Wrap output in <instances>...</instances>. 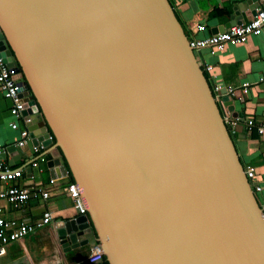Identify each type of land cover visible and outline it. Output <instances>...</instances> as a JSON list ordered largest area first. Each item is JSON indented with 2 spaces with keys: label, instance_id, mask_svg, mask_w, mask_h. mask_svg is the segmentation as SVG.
<instances>
[{
  "label": "water",
  "instance_id": "95a60500",
  "mask_svg": "<svg viewBox=\"0 0 264 264\" xmlns=\"http://www.w3.org/2000/svg\"><path fill=\"white\" fill-rule=\"evenodd\" d=\"M0 52L86 210L56 231L69 262L98 244L108 264H264L226 104L168 0H0Z\"/></svg>",
  "mask_w": 264,
  "mask_h": 264
},
{
  "label": "crops",
  "instance_id": "0c3cea01",
  "mask_svg": "<svg viewBox=\"0 0 264 264\" xmlns=\"http://www.w3.org/2000/svg\"><path fill=\"white\" fill-rule=\"evenodd\" d=\"M245 1L168 0L185 35L196 39L221 32L229 23L232 25L246 23L253 16L255 9L264 6V0H259L255 9L245 10L243 9ZM197 26H202L203 30L196 31ZM200 54L211 66L210 84L216 83L236 89L242 83H249L247 94H237L232 97L220 94L219 102L226 104L225 110L230 111H228L230 117L232 112L236 113L233 117L231 137L242 166L254 170L252 183L260 188L256 197L258 202L264 204V137L258 136L254 127L250 130L246 125L247 121H252L254 125L264 123V26L260 35L250 36L241 45L226 46L222 52L213 56L208 55L206 49L200 51ZM8 108L9 102L0 92V144L7 149L18 140V132L8 127V123L12 120ZM53 152L54 149H48V161L58 158V155ZM2 160L7 164L11 162L13 167L25 163L22 151L12 155L6 154ZM41 163L38 164V170L31 169L30 173L25 172L28 168L25 167L18 184L30 187L47 185L50 179L49 169ZM59 173L58 169H54V179L58 180V185L61 187L65 181L64 178L59 177ZM44 210L51 213L50 223L26 235L21 241L23 252L1 257L0 264H85L84 259L89 253L90 246L84 248V253L79 260L69 262L57 243L56 231H59L63 224L74 221L77 230L85 226L83 225L85 220L82 219L85 215H79L73 209L70 199L60 189H57L46 201L31 199L21 208H14L0 200V217L7 221H34L40 218ZM97 264H102V261Z\"/></svg>",
  "mask_w": 264,
  "mask_h": 264
},
{
  "label": "built area",
  "instance_id": "2783aa9c",
  "mask_svg": "<svg viewBox=\"0 0 264 264\" xmlns=\"http://www.w3.org/2000/svg\"><path fill=\"white\" fill-rule=\"evenodd\" d=\"M263 26L264 6L255 9L253 16L246 23L234 24L228 28H224L221 32L211 34L202 39L193 37L188 38V45L195 54L199 67L205 75L207 82L210 80L209 72L211 71V66L208 61L201 56L200 51L206 49L208 55L213 56L216 53L222 52L226 46L234 47L241 45L245 43L250 36L260 35ZM202 30V26L196 27V31L200 32ZM15 76L16 71L13 67L7 66L0 52V92L2 97L9 102L8 113L12 120L8 123V127L18 132V140L12 147L22 150L25 158L24 165L14 167L2 160L4 158H0V200L14 208H21L31 199L46 201L57 189H60L64 195L70 199L73 209L79 215H85L86 210L84 204L74 183H64L60 187L57 179L50 178L47 185L41 187H30L28 185L18 184V181L24 174L25 167L38 170L39 162L47 164L46 161L48 160H45L43 156L47 154L48 149L51 148L53 137L48 131L47 136H45V133L42 132V127L37 125L38 120L29 105L30 100L27 95L24 94L25 91L21 89L22 80L15 79ZM259 81L263 80L259 79ZM209 85L210 92L216 104L220 103V94L230 97L236 96L237 94L245 95L249 89V83H242L236 89L231 86L224 87L216 83H209ZM222 121L228 134L232 136L234 119L230 117V113L226 110L222 113ZM246 125L250 130L254 127L257 135L264 137V123L254 125L252 121H247ZM33 126L34 128L32 129ZM5 151H7V147L0 144V156ZM6 154L7 153H5V155ZM243 174L250 184L253 195L256 197L260 188L257 185H251L252 179L254 178V170L247 166L243 167ZM258 206L264 222V204L258 202ZM50 221L51 213L48 210H44L40 218L34 221L15 222L7 221L0 217V258L11 253H22V239L26 235L47 226ZM102 258L103 255L100 247L98 244H94L90 246L89 253L85 256L84 263L97 264L102 261Z\"/></svg>",
  "mask_w": 264,
  "mask_h": 264
},
{
  "label": "trees",
  "instance_id": "16d2710c",
  "mask_svg": "<svg viewBox=\"0 0 264 264\" xmlns=\"http://www.w3.org/2000/svg\"><path fill=\"white\" fill-rule=\"evenodd\" d=\"M48 132H50L49 129H48ZM255 132H256V131H255ZM53 142H54V139H53ZM53 153H54L55 155H58V156L61 157V159H62V163H63V165H64V167H65V170H66V177L64 178L65 183H67V184H69V183H74V180H73V178H72V176H71V173H70V171H69V169H68V166L66 165V162L64 161V159H63V157H62V155H61L60 150H59L58 148H55ZM43 157L46 158L45 160H47V159L49 158V157H48V154H45ZM45 165H46V164H45ZM89 227L92 229L91 225H90ZM102 264H108V263L105 261L104 258H102Z\"/></svg>",
  "mask_w": 264,
  "mask_h": 264
},
{
  "label": "rangeland",
  "instance_id": "374dc122",
  "mask_svg": "<svg viewBox=\"0 0 264 264\" xmlns=\"http://www.w3.org/2000/svg\"><path fill=\"white\" fill-rule=\"evenodd\" d=\"M41 164H42V165H45L43 162H42ZM41 164H40V165H41ZM259 203H260V201H259ZM260 204H262V203H260Z\"/></svg>",
  "mask_w": 264,
  "mask_h": 264
},
{
  "label": "clouds",
  "instance_id": "9594fccd",
  "mask_svg": "<svg viewBox=\"0 0 264 264\" xmlns=\"http://www.w3.org/2000/svg\"><path fill=\"white\" fill-rule=\"evenodd\" d=\"M207 81V80H206Z\"/></svg>",
  "mask_w": 264,
  "mask_h": 264
}]
</instances>
